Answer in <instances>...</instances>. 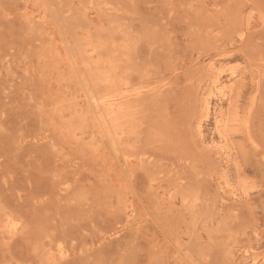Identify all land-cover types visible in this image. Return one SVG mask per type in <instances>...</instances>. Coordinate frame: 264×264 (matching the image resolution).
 Segmentation results:
<instances>
[{
	"label": "rangeland",
	"instance_id": "rangeland-1",
	"mask_svg": "<svg viewBox=\"0 0 264 264\" xmlns=\"http://www.w3.org/2000/svg\"><path fill=\"white\" fill-rule=\"evenodd\" d=\"M0 264H264V0H0Z\"/></svg>",
	"mask_w": 264,
	"mask_h": 264
}]
</instances>
